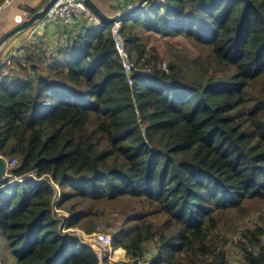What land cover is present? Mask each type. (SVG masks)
<instances>
[{"label": "trees", "instance_id": "1", "mask_svg": "<svg viewBox=\"0 0 264 264\" xmlns=\"http://www.w3.org/2000/svg\"><path fill=\"white\" fill-rule=\"evenodd\" d=\"M154 1L121 20L131 72L115 22L85 14L46 60L0 69V155L19 159L10 178H42L0 182L15 264H102L62 226L91 233L110 212L125 216L113 245L133 259L114 264H235L238 223L264 205V0ZM150 36L187 40L201 78ZM249 228L241 264H264V224Z\"/></svg>", "mask_w": 264, "mask_h": 264}, {"label": "rangeland", "instance_id": "2", "mask_svg": "<svg viewBox=\"0 0 264 264\" xmlns=\"http://www.w3.org/2000/svg\"><path fill=\"white\" fill-rule=\"evenodd\" d=\"M156 1V0H155ZM154 1V2H155ZM152 2L151 5L154 3ZM111 6V5H110ZM148 11V9L144 10ZM71 27V26H70ZM67 28V27H66ZM25 34H30V29H28ZM144 36L146 35V38L149 36V34L144 33ZM184 41L188 45V41L184 38H181V36L177 37H163V36H150L149 37V44L148 46L151 48L152 46H157L161 51L165 53L166 62H169L170 58H174L176 62H178L179 66L183 69L182 77H186L188 80L194 79L196 76L197 78H201V76L198 74L199 72L193 69V65L188 63L185 60V57L191 61L193 60L192 56L194 54L193 51L188 50L186 48V44L181 42ZM60 47H58L59 49ZM58 49H55L57 51ZM176 52H179L177 54ZM164 62L163 68L167 66V63ZM198 74V75H197ZM19 159L17 157L13 158L11 161ZM17 162L14 163V165H17ZM11 179V178H8ZM55 189L57 190V202H59L62 198L61 196V188L59 184H54ZM58 214H66L67 219H69L70 214L66 210L57 209ZM103 217V216H100ZM98 217V218H100ZM125 216H121L115 212H110L106 216L100 219L92 220L89 224H94L97 228L96 231H93L91 233H88L85 231L84 228L80 227H73V228H66V223L62 226V228L65 231H73L76 234L80 235L82 240L85 242H88L94 250L98 253V256L100 257V260L102 264H104V259H108L107 264H114L115 262L121 263V262H129L133 260L131 256L127 254V251L122 249L121 247H115L113 244L110 245L109 243H106L105 240H101V237L98 238L100 235H109L113 237V231L114 229L118 228L119 225L124 222ZM240 226V232L232 239L233 241H230L228 245V249L230 251V256L232 257V261L235 264H241V261L243 260V244L247 242V238H242V233L244 229L249 227H254L257 224H264V205H261V209L259 211H252L249 215L244 217V219L238 223ZM244 226V227H243ZM1 237V236H0ZM114 241V240H113ZM3 240L0 238V255L7 256L9 251L4 248L3 246ZM156 247L155 243L152 242L151 244V250H154ZM119 250V251H118ZM117 252V253H116ZM122 252V253H121ZM9 263L15 264V258L14 256L9 253L8 260ZM142 264V260L140 261Z\"/></svg>", "mask_w": 264, "mask_h": 264}, {"label": "crops", "instance_id": "3", "mask_svg": "<svg viewBox=\"0 0 264 264\" xmlns=\"http://www.w3.org/2000/svg\"><path fill=\"white\" fill-rule=\"evenodd\" d=\"M49 0H10V4L0 9V69L6 72L7 69L15 68L19 63L30 61L37 58L38 55L45 54L43 59L55 53V49L66 40L65 29L70 27L64 25L59 20H51L47 26L38 34H25L28 30L16 33L3 41L6 34L12 32L20 23L16 21L17 16L22 19L29 18L36 10L40 11L46 6ZM100 10L113 16L119 13L123 8H129L139 0H94ZM4 1L3 5L5 4ZM112 2V6H110ZM95 12V11H94ZM35 14V13H34ZM7 67V69H6Z\"/></svg>", "mask_w": 264, "mask_h": 264}, {"label": "built area", "instance_id": "4", "mask_svg": "<svg viewBox=\"0 0 264 264\" xmlns=\"http://www.w3.org/2000/svg\"><path fill=\"white\" fill-rule=\"evenodd\" d=\"M9 4H10V0H6L5 4L2 5L0 9L2 7H6ZM82 14H85L86 16H88L91 20L95 21L96 23L101 24L94 10L84 0H57V2L52 6V8L47 12L46 17L31 27L32 35H35L41 32L47 26V23L51 20H59L66 26H69L72 24L74 19L81 16ZM25 20L26 19H22V16L20 15L16 17V21L19 22L20 24L23 23ZM120 29H121V23L116 22L113 28V34L115 35V39L117 42V48L123 57L124 66L126 67V70L128 72H131L132 64L129 62L127 55L124 51V42L119 36ZM4 158L6 160L7 172L8 174H10L9 172L13 169L14 166H16L14 165V163L17 162V160L11 161L13 158L11 159H8L6 157ZM31 176L37 178L35 172L30 171L25 174L16 176L15 179L18 181H22ZM41 179L42 178H37V180H41ZM100 237H101V240H105L106 243H111L113 239V237L109 235H101Z\"/></svg>", "mask_w": 264, "mask_h": 264}, {"label": "water", "instance_id": "5", "mask_svg": "<svg viewBox=\"0 0 264 264\" xmlns=\"http://www.w3.org/2000/svg\"><path fill=\"white\" fill-rule=\"evenodd\" d=\"M94 11L95 14L98 16L101 23H108V22H121V20L127 16L134 14L137 11L142 10L151 0H139L131 7L123 9L119 13L108 16L104 14L99 6L95 3L94 0H84ZM57 2V0H49L45 7H43L40 11L36 12L35 14L31 15L27 18L23 23L19 24L12 32L6 34L3 38V41L10 38L12 35L27 30L34 26L36 23L41 21L46 17L47 12L52 8V6ZM7 167H6V160L3 156L0 155V182L5 184L7 182Z\"/></svg>", "mask_w": 264, "mask_h": 264}, {"label": "clouds", "instance_id": "6", "mask_svg": "<svg viewBox=\"0 0 264 264\" xmlns=\"http://www.w3.org/2000/svg\"><path fill=\"white\" fill-rule=\"evenodd\" d=\"M116 23V22H115ZM121 23V22H120ZM30 172V171H29ZM10 175L11 174H8V172H7V177H6V179H7V182L5 183V184H2L1 183V187H5V186H7V185H9V184H14V183H16V182H19L18 180H16L15 179V177H12L11 179H8V178H10ZM31 177H33V176H31ZM37 177V176H36ZM35 178V177H34ZM37 178H40V177H37ZM37 178H35L36 180H37ZM25 180V179H24ZM37 181H40V180H37ZM110 245H112L113 244V239H112V241H111V243H109Z\"/></svg>", "mask_w": 264, "mask_h": 264}, {"label": "bare ground", "instance_id": "7", "mask_svg": "<svg viewBox=\"0 0 264 264\" xmlns=\"http://www.w3.org/2000/svg\"><path fill=\"white\" fill-rule=\"evenodd\" d=\"M1 237H3V236H1ZM1 237H0V238H1ZM98 238H100V235L98 236ZM122 249H123V248H122ZM123 250H124V249H123ZM118 251H119V250H118ZM116 253H117V252H116ZM121 253H122V252H121Z\"/></svg>", "mask_w": 264, "mask_h": 264}]
</instances>
